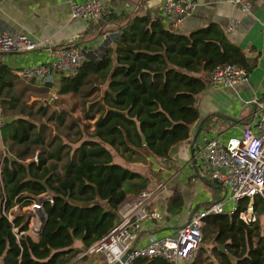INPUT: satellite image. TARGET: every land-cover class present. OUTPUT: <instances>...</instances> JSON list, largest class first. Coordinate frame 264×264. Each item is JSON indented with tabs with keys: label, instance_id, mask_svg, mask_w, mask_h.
I'll list each match as a JSON object with an SVG mask.
<instances>
[{
	"label": "trees",
	"instance_id": "obj_1",
	"mask_svg": "<svg viewBox=\"0 0 264 264\" xmlns=\"http://www.w3.org/2000/svg\"><path fill=\"white\" fill-rule=\"evenodd\" d=\"M98 53L85 55L75 71L58 73L55 89L59 94L87 96L98 82L104 84L100 98L88 106L94 113L84 109L85 116L92 118L89 135L59 165L56 161L64 154L61 143L45 152L35 149L45 141L43 123L11 115L0 125V264H66L104 235L125 197L123 184L129 182L137 192L148 182L137 171L112 161L109 147L126 158L138 149L167 157L171 147L188 136L197 118L195 97L210 69L226 62L246 65L240 48L216 23L183 33L149 13L132 14L117 24ZM12 77L0 63L2 109L16 102ZM35 112L44 114L45 107L38 106ZM40 193H47L51 200L40 201L44 220L33 238L25 231L27 215L11 210L36 201ZM179 205L178 195L167 201L168 210ZM261 206L255 195L257 215ZM14 226L21 231L17 236ZM201 233L203 240L210 239V252L218 264H264V232L258 216L245 223L236 212L209 213L202 217ZM74 239L80 240L81 248L72 245ZM217 243L223 244L224 251L218 250ZM196 259L200 260L198 254L190 264ZM131 262L168 264L160 257L143 256Z\"/></svg>",
	"mask_w": 264,
	"mask_h": 264
},
{
	"label": "crops",
	"instance_id": "obj_2",
	"mask_svg": "<svg viewBox=\"0 0 264 264\" xmlns=\"http://www.w3.org/2000/svg\"><path fill=\"white\" fill-rule=\"evenodd\" d=\"M80 1L0 0V31L10 34L24 32L39 41L30 51L3 53L0 63L13 74V90L15 77L24 83L33 81V86H43L34 79L19 76L17 71L22 66L46 61L50 47L75 43L85 50V55L94 54L110 40L115 26L124 23L132 14L149 13L160 16L164 24L169 21L161 12L162 0H106L112 18L102 17L95 21L70 15L71 3ZM192 1L194 6L181 19L177 30L187 33L207 23H216L226 38L240 48L245 57L247 75L244 81L228 87L210 83L206 75L205 85L195 97L197 118L190 124L188 136L174 144L167 157H156L138 149L137 154L126 158L109 147L112 161L148 178L146 188H153L154 194L146 207L161 212L159 218L146 217L132 229L131 245L143 244L150 236L173 233L188 219L192 210L196 212L210 201L223 198L225 189L208 177L206 164L196 152L197 146L207 138L224 140L238 135L243 125L253 124L257 104L264 105V0H250L247 11L228 0ZM233 21L236 22L231 29H226V25ZM57 81L58 73L51 83L56 86ZM123 188L125 197L119 207L136 194L129 182L124 183ZM175 195L180 197V205L177 210H168L167 201ZM224 206L228 207L226 203ZM208 242L200 243L197 249L200 260L196 259L193 264H204L205 257L218 264L210 252V239ZM72 245L81 248L78 239H74ZM66 264L106 263L100 253L85 254L83 258L77 253Z\"/></svg>",
	"mask_w": 264,
	"mask_h": 264
},
{
	"label": "built area",
	"instance_id": "obj_3",
	"mask_svg": "<svg viewBox=\"0 0 264 264\" xmlns=\"http://www.w3.org/2000/svg\"><path fill=\"white\" fill-rule=\"evenodd\" d=\"M228 1L243 11H247L250 6V0ZM193 6L192 0H162L161 12L169 19V27L177 29L181 19ZM108 13L109 6L106 0H82L72 2L70 5V15L84 20L95 21ZM235 22L227 24L225 28L231 29ZM38 44V40L24 32L10 34L0 31V62L3 53L30 51ZM84 56L85 50L75 43L53 46L47 50L46 61L22 66L17 73L25 79H34L42 84L51 82L59 72L75 71ZM246 75L243 66L226 62L211 68L207 78L216 86L228 87L244 81ZM255 114L253 124L243 125L238 135L228 136L224 140L216 137L207 138L197 146L196 152L206 164L208 177L224 187L223 198L227 195L226 200L231 205L230 208L227 207L229 209L224 210L226 200L223 201V198L213 200L202 209L193 212L173 233L161 237L150 236L143 244L131 245L132 229L137 228L144 218H159L161 214L157 208L146 207L154 194V189L143 188L138 190L130 201L118 207L117 218L110 229L78 254L100 253L105 263L110 264L118 260L131 246L126 259L119 264H132V258L139 256L160 257L168 264H190L202 240L201 223L204 215L236 212V216L245 223L254 221L259 215L264 216V105L258 103ZM3 121L0 115V125ZM32 158L35 159V156ZM255 195L260 197L262 203L259 215L253 207ZM44 198L51 200L47 193H40L37 200L28 205L25 231L31 237L37 235L42 210L40 201ZM13 232L17 236L21 231L18 230V226H14Z\"/></svg>",
	"mask_w": 264,
	"mask_h": 264
},
{
	"label": "rangeland",
	"instance_id": "obj_4",
	"mask_svg": "<svg viewBox=\"0 0 264 264\" xmlns=\"http://www.w3.org/2000/svg\"><path fill=\"white\" fill-rule=\"evenodd\" d=\"M92 55H100V53H94ZM13 80L15 84L13 94L16 97V102L11 107L6 105L9 102L6 103L4 109H2V105H0V115L3 119L11 115H22L36 123H43L45 125V141L35 149L43 150L45 152L47 149L54 147L57 143H61L63 145L61 151L64 154L60 161H56L57 165H59V163L69 154L72 147H74L80 139L89 135L92 129V118L85 116L84 109H89V114L94 113L93 107L88 108V106L90 103H93V100L100 98L104 84L98 82L95 86V90L90 92L87 96H82L76 93L59 94L56 92V86L53 85V82L48 88L44 86H33V81L24 83V81L19 78L17 79V77ZM38 106L45 107L44 114L35 112ZM21 108L22 113L19 112V109ZM59 116L60 120H58ZM34 154H36V151L33 155ZM57 170H60L59 167H57ZM226 199L227 195L224 196L223 201ZM226 201L227 202H224V204L226 203L230 208L231 205L229 201ZM28 205L29 204L21 207L15 206V208H12L11 212L16 211L24 213L28 218ZM229 208L224 206V210ZM258 222L260 230L264 232L262 228L264 217L259 215ZM32 237L35 238L36 235H33ZM201 243L207 244L209 242L207 239L203 240L202 238ZM203 262H205L204 264H213L211 260L207 259V257L203 259Z\"/></svg>",
	"mask_w": 264,
	"mask_h": 264
},
{
	"label": "water",
	"instance_id": "obj_5",
	"mask_svg": "<svg viewBox=\"0 0 264 264\" xmlns=\"http://www.w3.org/2000/svg\"><path fill=\"white\" fill-rule=\"evenodd\" d=\"M140 139H141V141H143V135H142V134L140 135ZM12 157H13V156L10 154V155H9V158H12ZM192 213H193V210L191 211V213L189 214V216H190ZM39 218H40L41 221H40V224H39V227H38L37 233L39 232L40 227H41V225H42V223H43V220H44V213H43L42 210H40ZM216 246H217L218 250H220V251H224V246H223L222 243H217ZM130 249H131V246L128 247V248L122 253V255L119 257L118 260H115V261H113V262L110 263V264H119L120 262H122L123 260H125L126 257H127V255L129 254ZM227 255L229 256L230 259H233V257H232L229 253H227Z\"/></svg>",
	"mask_w": 264,
	"mask_h": 264
}]
</instances>
